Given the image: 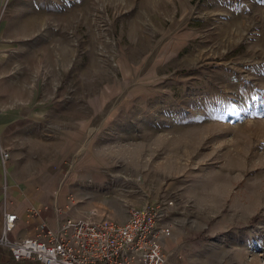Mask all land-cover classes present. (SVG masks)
<instances>
[{
	"label": "rangeland",
	"instance_id": "rangeland-1",
	"mask_svg": "<svg viewBox=\"0 0 264 264\" xmlns=\"http://www.w3.org/2000/svg\"><path fill=\"white\" fill-rule=\"evenodd\" d=\"M0 102L4 192L26 164L63 220L165 205L167 264H264V0H0Z\"/></svg>",
	"mask_w": 264,
	"mask_h": 264
},
{
	"label": "built area",
	"instance_id": "built-area-1",
	"mask_svg": "<svg viewBox=\"0 0 264 264\" xmlns=\"http://www.w3.org/2000/svg\"><path fill=\"white\" fill-rule=\"evenodd\" d=\"M10 153L0 148V162L7 165ZM54 212H59L54 208ZM37 220L35 234L10 241L16 214L3 211L0 248L9 252L14 262L36 264H167L169 254L163 243L172 235L166 206L145 204L132 207L122 223L96 221L91 217L66 218L51 228L40 217L41 209H31Z\"/></svg>",
	"mask_w": 264,
	"mask_h": 264
},
{
	"label": "crops",
	"instance_id": "crops-1",
	"mask_svg": "<svg viewBox=\"0 0 264 264\" xmlns=\"http://www.w3.org/2000/svg\"><path fill=\"white\" fill-rule=\"evenodd\" d=\"M12 123L13 120L11 114L9 113V115H3L0 104V148L4 147L5 149H8L10 145L6 135L3 136V133L5 134V130H7L8 126ZM28 166L29 165L26 164H22L21 167L12 166L14 172L12 173L10 181H7L8 191L6 192H4L2 188L4 180L3 178H0V234L3 227V211L6 210L9 213H14L17 217L14 223V228L8 235V239L10 241H18L35 234L37 220L31 219L28 212L31 209H35L36 206L38 207L37 209H41L40 217L46 221L49 227L56 228L63 220L58 213L54 212L52 207L47 209V207H45V203H48L51 199H53L52 201L57 202L64 201L67 193L65 187L62 188L61 191H57V183L49 184L47 180H42L39 182V186L35 189V185H33L34 182H28L32 177V172H30ZM24 180H26V182H24ZM33 206H35V208ZM0 264L36 263L28 261L14 262L10 259L9 252L0 248Z\"/></svg>",
	"mask_w": 264,
	"mask_h": 264
}]
</instances>
